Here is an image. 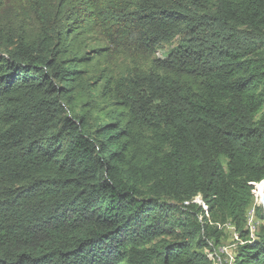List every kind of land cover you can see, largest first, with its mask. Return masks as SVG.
Instances as JSON below:
<instances>
[{
	"label": "trees",
	"instance_id": "1",
	"mask_svg": "<svg viewBox=\"0 0 264 264\" xmlns=\"http://www.w3.org/2000/svg\"><path fill=\"white\" fill-rule=\"evenodd\" d=\"M23 2L30 30L0 0V264H212L226 221L233 264H264L263 207L254 237L247 213L264 179V0ZM93 32L98 58L141 62L88 88L90 57L67 52Z\"/></svg>",
	"mask_w": 264,
	"mask_h": 264
},
{
	"label": "rangeland",
	"instance_id": "2",
	"mask_svg": "<svg viewBox=\"0 0 264 264\" xmlns=\"http://www.w3.org/2000/svg\"><path fill=\"white\" fill-rule=\"evenodd\" d=\"M23 9H24L23 0H5L3 15L4 16L8 15L13 17L16 14H19L20 17L25 18L23 24H26L27 28L31 27L30 23L32 20L30 17H26V14L22 12ZM93 33L92 34L89 33L87 34L86 37L81 38L79 42H75L74 45L70 48L71 52L69 51L67 52L69 55L75 53L83 54L84 52H86L87 57H90L89 59L91 60L90 63H88V66L84 64L79 67L81 69L80 75L83 78L84 85L87 86L88 88H90L92 83L97 78L100 77L99 75H108V74L110 75L112 73L114 75L120 76L119 74L122 71L128 70L129 67L134 66L136 62L140 61V58L137 57L132 59L130 56L127 57L126 55L123 54H118V53L109 54L110 53L109 51L111 49L108 48H107L108 49L107 54H106L107 49H103L100 51V53L101 55L105 53V56H101L100 58H98L99 54H97L95 51L99 48L107 47L108 43L104 41V39H101L100 36L95 35V32ZM179 39L180 37H176L168 44H165L161 47L159 46V48L156 49V51L153 53L154 55L152 56L157 58L164 57L168 52V50H170L173 46L177 44ZM85 92L81 93V96H84ZM80 100H81L80 97H78L73 102L74 104L71 106L65 104L64 107L66 112L73 116L81 115L82 114V111L80 110L81 105L79 106V104L81 103ZM101 107H104L105 109L104 111L109 109L105 102L101 104ZM253 185L254 186L252 188V192L254 194V199L252 205L249 207L247 211L249 225H252L253 222L257 220L253 212L254 204L261 205L263 207V204L260 202L261 198L256 190L258 189V184L256 186V183H253ZM219 225L223 229L224 238L221 242V246H219L217 250L213 251L215 257L213 260L210 259V261L212 262V264H233L237 245L238 243H241V241L239 240L238 234L235 232L234 227L231 226L228 221ZM251 232H252V227H251Z\"/></svg>",
	"mask_w": 264,
	"mask_h": 264
},
{
	"label": "bare ground",
	"instance_id": "3",
	"mask_svg": "<svg viewBox=\"0 0 264 264\" xmlns=\"http://www.w3.org/2000/svg\"><path fill=\"white\" fill-rule=\"evenodd\" d=\"M256 186H257V184H256ZM257 190V192H258V195L260 196V198H261V196L263 195V191H264V181H262V182H259L258 183V189H256Z\"/></svg>",
	"mask_w": 264,
	"mask_h": 264
},
{
	"label": "water",
	"instance_id": "4",
	"mask_svg": "<svg viewBox=\"0 0 264 264\" xmlns=\"http://www.w3.org/2000/svg\"><path fill=\"white\" fill-rule=\"evenodd\" d=\"M262 181H264V179H263ZM262 181H260V182H262ZM263 192H264V191H263ZM260 202L263 204V209H264V193H263V195L261 196Z\"/></svg>",
	"mask_w": 264,
	"mask_h": 264
},
{
	"label": "built area",
	"instance_id": "5",
	"mask_svg": "<svg viewBox=\"0 0 264 264\" xmlns=\"http://www.w3.org/2000/svg\"><path fill=\"white\" fill-rule=\"evenodd\" d=\"M252 227V231H253V225L251 226ZM252 237H254V233L252 234ZM222 251V250H221ZM232 258V257H231Z\"/></svg>",
	"mask_w": 264,
	"mask_h": 264
}]
</instances>
